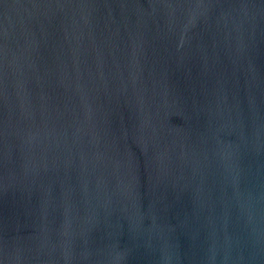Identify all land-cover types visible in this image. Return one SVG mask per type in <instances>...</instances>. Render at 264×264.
<instances>
[{
	"label": "water",
	"instance_id": "water-1",
	"mask_svg": "<svg viewBox=\"0 0 264 264\" xmlns=\"http://www.w3.org/2000/svg\"><path fill=\"white\" fill-rule=\"evenodd\" d=\"M0 264H264V0H0Z\"/></svg>",
	"mask_w": 264,
	"mask_h": 264
}]
</instances>
